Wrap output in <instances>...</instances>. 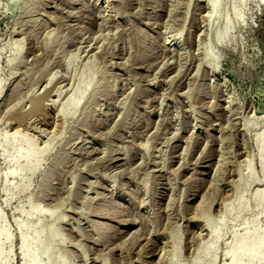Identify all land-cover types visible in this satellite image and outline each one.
Here are the masks:
<instances>
[{"label": "rangeland", "instance_id": "374dc122", "mask_svg": "<svg viewBox=\"0 0 264 264\" xmlns=\"http://www.w3.org/2000/svg\"><path fill=\"white\" fill-rule=\"evenodd\" d=\"M263 135L261 0H0V264H225Z\"/></svg>", "mask_w": 264, "mask_h": 264}, {"label": "bare ground", "instance_id": "6f19581e", "mask_svg": "<svg viewBox=\"0 0 264 264\" xmlns=\"http://www.w3.org/2000/svg\"><path fill=\"white\" fill-rule=\"evenodd\" d=\"M235 1H236V3H239L242 6L245 5L247 2V0H235ZM261 1L264 3V0H261ZM209 3H210V7H211L210 9H212V11H211V17L212 18L211 19L213 22H216L218 20V16H219L218 4L215 1H210ZM237 17H238L239 21L241 22L240 14H238ZM229 27H230L229 23L227 22L225 28L229 29ZM213 28H214V25H213ZM221 38H222V35H220V34H217L215 36V39L218 41H221ZM63 111H65V107H64ZM18 134H19V132L15 133V135H17V136H18ZM26 141L28 142L29 140H26ZM260 143L264 145V135L260 139ZM31 147H33V146H31ZM31 147L30 148L28 147L25 152H22L24 150H22L23 148L22 149L20 148L21 151H18V154H17L18 155L17 163L21 158H24V159H26L28 167L32 168L39 162L40 156L44 152V150L43 151L42 150H36V148L31 149ZM20 149H17V150H20ZM12 172H14V171H12ZM13 174H15V173H13ZM260 193H262V192H258V194H260ZM263 214H264V211H263ZM220 228L221 227H219V229L215 228L211 231V235L213 238L218 237ZM4 237L7 238V235L4 233V231H0V260H2L5 257V253H4V251L2 249V245H1V241L4 239ZM235 242H236V247L233 249H229L228 253L226 254V257L229 260L225 264H259L260 261L264 260V228H263V230H255L253 232L247 231L241 237L236 235L235 236ZM21 251H22L24 264H29L30 255H29V251H28V243H27V240L24 236L22 238ZM45 254L47 256L48 251H46ZM30 262H31V264H35L34 260L30 261Z\"/></svg>", "mask_w": 264, "mask_h": 264}]
</instances>
